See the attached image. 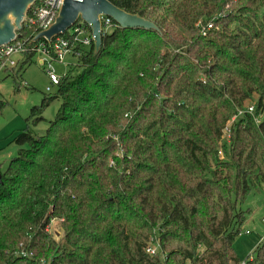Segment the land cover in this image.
I'll use <instances>...</instances> for the list:
<instances>
[{"label": "trees", "instance_id": "16d2710c", "mask_svg": "<svg viewBox=\"0 0 264 264\" xmlns=\"http://www.w3.org/2000/svg\"><path fill=\"white\" fill-rule=\"evenodd\" d=\"M110 1L159 31L113 20L98 52L74 41L72 28L90 29L82 20L57 36L82 69L32 107L36 125L60 101L48 128L13 140L21 147L0 171V264H264V238L244 260L234 250L245 201L264 184V0ZM41 31L19 30L21 68Z\"/></svg>", "mask_w": 264, "mask_h": 264}, {"label": "rangeland", "instance_id": "374dc122", "mask_svg": "<svg viewBox=\"0 0 264 264\" xmlns=\"http://www.w3.org/2000/svg\"><path fill=\"white\" fill-rule=\"evenodd\" d=\"M9 20L13 22L15 20L14 16H10ZM215 20H218V18H214L210 22L213 23ZM219 26L216 25L214 28L219 29ZM90 31V29H87L83 35L90 36ZM22 56L21 54L14 55V58L18 60L16 66L0 67V171L5 170L11 159L18 154L21 146L13 141L17 133L25 130L28 126L39 133H43L48 128L47 121L55 117L60 105L59 100H54L46 108L43 115L47 121L33 124L30 119L32 107L40 105L46 95L56 92L57 87L53 86L50 91L47 90L50 79L44 66L39 62L38 56L34 57V61L30 66L21 68L19 64ZM64 61L63 63L54 62V68L58 76H63L70 69L73 75L81 71L82 68L75 56L67 55ZM231 120H228L227 126L223 130L222 147L225 140L229 138L230 132L227 131V127L232 126ZM220 142L218 148H220ZM245 202L244 208H249V212L246 215V222L242 226L241 235L234 243V250H236L241 260L252 255L257 245L262 241L261 239L264 238V184L260 192L254 190ZM49 232L55 240L61 241L64 231L60 220H52Z\"/></svg>", "mask_w": 264, "mask_h": 264}, {"label": "water", "instance_id": "95a60500", "mask_svg": "<svg viewBox=\"0 0 264 264\" xmlns=\"http://www.w3.org/2000/svg\"><path fill=\"white\" fill-rule=\"evenodd\" d=\"M36 1L0 0V46L14 42L22 35L19 30L22 29L29 9ZM10 16H14L13 22L9 20ZM103 16L113 18L122 28H145L159 31V27L152 21L139 14L124 11L110 0H63L55 19L36 34L32 41L44 39L51 42L55 37L70 30L78 20H82L92 30L93 43L98 52L102 46Z\"/></svg>", "mask_w": 264, "mask_h": 264}, {"label": "built area", "instance_id": "2783aa9c", "mask_svg": "<svg viewBox=\"0 0 264 264\" xmlns=\"http://www.w3.org/2000/svg\"><path fill=\"white\" fill-rule=\"evenodd\" d=\"M63 0H40V3L38 5L33 6V16H28L25 20V25L34 24L38 28L44 29L46 26L51 23L55 17L57 16V13L61 7ZM216 16V18H218ZM114 21L113 18L103 16L102 17V27H103V33L105 31H109L111 27H113ZM214 24L212 22L207 23V26L204 27L203 34L205 35L207 30L213 29ZM87 29L85 26L81 23L78 24V26H75L71 30V34L74 35V41L75 42H81L84 45H90V43L93 41L92 38V30L90 31V36L83 35ZM105 30V31H104ZM74 44V42H73ZM36 47V53L39 58V62L42 66H44V69L46 70V73L48 75V78L50 79V85L47 86V90L50 91L53 86H58L61 83L62 76H58L55 68H54V62L57 63H63L65 56L69 54H74L73 46L70 44V40H68L66 37H56L51 42L48 41H41L38 42ZM25 53V45L23 42L19 40H14V42L2 45L0 46V62L2 67H14L17 65V59L14 58V55L21 54L23 55ZM67 73V72H66ZM254 105L249 106L246 110L242 109L239 110L238 116H241L244 112H248L253 114L254 113ZM235 117L232 118V125L234 124ZM257 120V119H255ZM260 120H257V122ZM232 127V126H231ZM231 127H227V131L231 133ZM229 133V138L225 140V144H229L231 142V137ZM223 142H220V148L218 150V154H220V157H224L223 159H227V155L224 153ZM224 144V145H225ZM223 145V146H224ZM221 157V158H222ZM159 250V245L154 242L149 243V246L146 248V253L151 255H156ZM241 264H246L245 261L241 262Z\"/></svg>", "mask_w": 264, "mask_h": 264}, {"label": "crops", "instance_id": "0c3cea01", "mask_svg": "<svg viewBox=\"0 0 264 264\" xmlns=\"http://www.w3.org/2000/svg\"><path fill=\"white\" fill-rule=\"evenodd\" d=\"M69 55H72V54H69ZM262 240V239H261Z\"/></svg>", "mask_w": 264, "mask_h": 264}]
</instances>
